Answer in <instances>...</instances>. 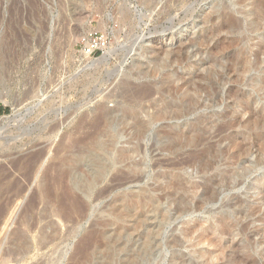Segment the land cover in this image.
Segmentation results:
<instances>
[{
	"label": "rangeland",
	"instance_id": "1",
	"mask_svg": "<svg viewBox=\"0 0 264 264\" xmlns=\"http://www.w3.org/2000/svg\"><path fill=\"white\" fill-rule=\"evenodd\" d=\"M157 1L151 11L140 0H0V264H123L149 233L155 249L137 264H264V89L256 86L264 81V23L252 24L256 1ZM126 6L133 15L123 22ZM92 30L110 43L90 57L78 42ZM101 110L112 115L95 139ZM142 119L148 128L138 137L132 122ZM136 147L140 154L117 160ZM132 161L143 163L140 180L113 184ZM69 164L90 180L106 169L87 215L61 221L54 210ZM177 179L185 189L170 185ZM102 189L107 195L96 199ZM144 190L161 208L133 229L116 200ZM104 214L118 240L97 234L99 251L82 260L79 244Z\"/></svg>",
	"mask_w": 264,
	"mask_h": 264
},
{
	"label": "bare ground",
	"instance_id": "2",
	"mask_svg": "<svg viewBox=\"0 0 264 264\" xmlns=\"http://www.w3.org/2000/svg\"><path fill=\"white\" fill-rule=\"evenodd\" d=\"M141 2H144V6H146L147 8H149L151 11H154L155 8L157 7V0H140ZM256 1V7L255 9H257L256 11H258V14L255 13L256 15V18L254 20H252V24L255 26V29L259 30L260 27L263 25L264 23V0H255ZM127 2V1H125ZM255 5V4H254ZM122 7V5H121ZM255 9H252V12L253 10L255 11ZM159 10V9H157ZM133 11L130 9V7H125V8H122L121 10V13L123 14L122 15V20L123 22H125L126 20H130L132 18V13ZM253 14V13H252ZM251 15V14H250ZM104 25V24H102ZM264 42V41H263ZM133 46L131 49H129L130 51L132 50L133 51ZM136 49V48H135ZM134 49V50H135ZM119 49H114V50H110L108 51L102 58L104 59H109L110 56H112L114 53H116V51H118ZM264 50V43L263 45L260 46V51L262 53V51ZM128 52L129 54L131 52ZM257 51V53H258ZM136 52V51H135ZM260 53V54H261ZM259 54V53H258ZM260 54L257 56L259 57ZM87 56H90L88 54H85ZM91 57V56H90ZM125 58V57H124ZM256 63H258V61L256 60ZM257 80V79H256ZM263 80V79H262ZM259 81V80H257ZM257 81H256V84H257ZM261 81V80H260ZM259 81V84H257L256 86H259L260 89H264V81L263 82H260ZM149 86V85H148ZM148 90V89H147ZM146 90V91H147ZM261 91V90H260ZM189 99V98H188ZM191 99V98H190ZM189 99V100H190ZM196 99V98H195ZM191 101V100H190ZM189 101V102H190ZM188 102V101H187ZM193 102V101H192ZM187 104V103H186ZM190 105V104H189ZM102 108V107H101ZM103 110V109H102ZM101 110V111H102ZM111 111L109 110H104L101 112L102 115H100V118L98 120H96L97 122V125H95V129L93 131V133L91 134L92 138H95L98 137V134L102 131L101 128L99 127L100 125V122L101 123H106L108 121V119L111 118V115L112 113H110ZM262 113V112H261ZM135 116V115H134ZM140 116V115H139ZM126 117V116H125ZM127 119V118H126ZM134 119V118H133ZM135 120V119H134ZM133 120V121H134ZM146 121V120H145ZM145 121H138V122H132V124H136L137 125L135 126L137 128V134H138V137L139 135H143L144 131L146 130V128H148V123H146ZM95 122V123H96ZM149 122V121H148ZM107 124V123H106ZM105 125V124H104ZM129 125V124H128ZM106 126V125H105ZM134 127V126H133ZM131 129V128H130ZM101 130V131H100ZM132 130V129H131ZM135 130V129H134ZM105 132V130H103ZM102 133V132H101ZM106 133V132H105ZM104 133V134H105ZM135 134V133H134ZM145 135V134H144ZM111 138V136H110ZM92 140V139H91ZM94 140V139H93ZM112 140V139H111ZM114 140V139H113ZM110 141V140H109ZM107 142V141H106ZM113 142V141H112ZM93 143V142H92ZM102 146H104V142H102ZM110 145H112L111 143H109ZM101 145V144H100ZM108 145V144H107ZM109 145V146H110ZM67 147V146H66ZM107 148V147H106ZM105 148V149H106ZM140 148L136 147V148H133V149H130V150H125V151H122L119 153L118 155V158L117 160H119L120 162H123V161H126V160H130L132 159V157L135 155V154H138L140 152L139 150ZM107 150V149H106ZM100 154V153H99ZM140 154V153H139ZM38 156V155H37ZM36 156V157H37ZM40 156V155H39ZM42 156V154H41ZM40 156V157H41ZM101 156V155H100ZM104 156V155H103ZM26 157V156H25ZM117 157V156H116ZM29 159V158H28ZM33 159V158H32ZM31 160V159H30ZM72 160V159H71ZM260 160V158L258 159ZM64 161H68V158L67 159H64ZM95 161V160H94ZM98 161V160H97ZM103 161V160H102ZM96 162V161H95ZM99 162V161H98ZM127 162V161H126ZM177 162V161H176ZM184 161H180L179 163H175V164H182ZM97 164V163H96ZM102 164V163H101ZM100 164V165H101ZM109 164V163H108ZM107 164V165H108ZM142 161H132L130 167L132 166V171H128L127 173H124L125 171L124 170H119V174L117 175V177L114 178V181L116 183H113V184H122V183H125V182H134V181H139L140 178H141V173L143 172L142 171ZM104 165V164H103ZM170 165V164H169ZM99 166V165H97ZM97 170L98 168H100L98 171L95 170L94 173H96L92 178H94L93 180H90L89 178H84L82 175L80 176V174L78 175V173L74 172L75 169H76V166H74L73 164H69L67 165L66 168H64L61 172L62 174L64 175H67L69 174V176L71 177L70 179V182L68 183H62V192H61V197L59 199V203L58 205L55 207V210H54V215H56L58 218L61 219H65V220H72L74 218V215H78L79 217H84L85 215H87L88 213V199L90 198V195L93 191V188L95 186V184H93L95 181H97L98 179H102V171L106 168H104V166H99L98 168L95 167ZM94 168V169H95ZM108 169V168H107ZM77 170V169H76ZM105 171V170H104ZM118 171V170H116ZM48 171H46L45 173V176L48 175ZM90 173V172H89ZM93 173V172H92ZM93 173V174H94ZM100 173V174H99ZM117 173V172H116ZM114 174V173H113ZM84 175V174H83ZM92 175V174H91ZM58 183V181L55 179L54 180V185H56ZM53 184H47L46 185V189L44 190V195H46L47 197H50L51 195V192H52V189H53ZM115 185H111L112 187H114ZM170 185H172V187L174 189H185L184 186H183V183L180 179H177V180H173L172 184L170 183ZM108 186V185H106ZM105 187V186H104ZM110 187V185H109ZM110 187V188H112ZM143 189V188H142ZM112 190V189H111ZM108 191V189H102L99 191V193L97 194L96 196V199L97 198H101L104 196V194ZM94 192V191H93ZM139 192V191H138ZM126 193V192H125ZM128 193V192H127ZM137 193V192H136ZM135 192L133 193L134 196L131 197L130 195V199L129 196L127 198V196H123L122 197H119L120 199H117L116 203L114 201V203H116V208H118V210L121 212L122 211V215H128L127 217H129L130 221L132 222V228L133 227H136L138 226V224H142L144 221L146 220H150V215H155L156 211L157 210H160L159 207L161 208V206L158 205L159 203V200L157 198H160V197H153L150 193H148V190L147 192L144 190V191H140L138 194H136ZM124 194V193H123ZM107 195V194H105ZM155 195V194H153ZM164 195V194H163ZM185 195V194H184ZM169 196V195H168ZM105 197V196H104ZM120 201V202H119ZM201 204V201H198V206H200ZM113 205V202H112V206H115ZM105 206V205H104ZM202 206V205H201ZM108 207V206H107ZM110 209H112L110 207ZM115 209V208H114ZM105 210V209H104ZM108 210V209H106ZM113 210V209H112ZM163 210V209H161ZM110 210H108L109 212ZM114 211V210H113ZM112 211V213H113ZM117 211V209H116ZM114 211V212H116ZM165 211V210H164ZM164 211H162V214L164 215ZM103 212V211H102ZM105 213H107V211H104ZM103 212V213H104ZM159 212V211H158ZM109 214V213H108ZM107 214V215H108ZM118 215V211L117 213H113V216ZM120 214V213H119ZM158 214V213H157ZM161 214V215H162ZM106 215V214H104ZM106 216H103V218H101L99 221H97L96 224H98L99 226L101 227H98L97 229L93 230V232L89 233L88 238L86 239V237H84V240L86 239V241H82V242H87V243H80L82 245L79 244V256H81L80 258L82 260H87L89 258H92L93 256H95L97 254V252L99 251L98 250V244H97V236L100 234V236H105L104 238H106L107 240H109L110 242L112 241V239H114L113 237H116L117 233H118V230L117 233H115V236H114V233H107V229L106 227H104L105 225H111V221L108 220V217ZM167 215V214H166ZM109 216V215H108ZM118 216H115V217H109V218H114L113 220L117 219ZM127 217H124V218H127ZM152 217V216H151ZM122 218V217H121ZM153 218V217H152ZM120 219V217H119ZM158 219V218H157ZM111 220V219H110ZM63 221V220H61ZM153 220H151L152 222ZM116 222V221H115ZM155 222V221H154ZM157 222V221H156ZM160 222V221H159ZM54 223V222H53ZM120 223V222H118ZM126 223V222H125ZM124 223V224H125ZM147 223V222H146ZM55 224V223H54ZM57 225V224H56ZM114 225V223H113ZM119 225V224H118ZM146 224H144L143 226H145ZM130 226V225H129ZM140 226V225H139ZM159 226V224H158ZM55 227V226H54ZM123 227V225H122ZM127 227V225H126ZM160 227V226H159ZM195 226H192L188 231H187V234L188 235H192L194 233V230H195ZM94 228V227H93ZM115 228V227H114ZM124 228V227H123ZM131 228V229H132ZM155 228V227H153ZM54 229V228H53ZM58 229V228H57ZM56 229V230H57ZM118 229V228H117ZM134 229V228H133ZM136 229V228H135ZM138 229V228H137ZM149 229H151L149 227ZM115 230V229H114ZM123 230V229H122ZM125 230V229H124ZM146 230V229H145ZM153 230V229H152ZM55 231V230H54ZM115 231V232H116ZM120 231V230H119ZM130 231V230H129ZM148 231V228L147 230ZM155 231V230H154ZM133 232V231H132ZM143 232V231H142ZM150 232V231H148ZM159 232V231H158ZM120 233V232H119ZM146 233V232H145ZM156 235H158L157 231H155ZM45 234V232H44ZM93 234V235H92ZM98 234V235H97ZM126 234V233H125ZM132 236V234H130ZM155 235V234H153ZM44 239H47L48 237L46 235H43ZM119 236V235H118ZM122 236V235H121ZM125 237V236H124ZM152 236H150V233L148 235L145 236V239H144V249L141 247H139L141 250H139L138 248V252H131V250L133 249H129L130 251L128 252L127 256H125L123 258V264H137L138 263V260L140 259V255H141V258H142V255H146L148 254V252L150 251V249H155L154 248V240H153V237L151 238ZM156 237V236H154ZM43 239V240H44ZM51 239V238H50ZM117 239V237H116ZM120 239V238H119ZM157 239V238H156ZM118 240V239H117ZM114 239L113 242L117 241ZM52 241V240H51ZM112 242V247L115 246V247H118L117 245H115V243ZM119 242V241H118ZM124 242V241H123ZM159 243V242H158ZM157 241H156V245H158ZM114 244V245H113ZM125 244V243H124ZM143 244H141V246H143ZM121 245V244H120ZM133 246V245H132ZM135 246V245H134ZM137 247V246H136ZM121 249V248H120ZM128 249V248H127ZM135 249V248H134ZM137 249V248H136ZM135 249V250H136ZM78 250V249H77ZM98 250V251H97ZM107 250H110V249H107ZM112 250V248H111ZM134 251V250H132ZM79 258V259H80ZM105 261V258L102 257L101 258V262H104ZM140 261V260H139ZM182 261V260H181ZM80 262V260H79ZM87 262V261H86Z\"/></svg>",
	"mask_w": 264,
	"mask_h": 264
},
{
	"label": "built area",
	"instance_id": "3",
	"mask_svg": "<svg viewBox=\"0 0 264 264\" xmlns=\"http://www.w3.org/2000/svg\"><path fill=\"white\" fill-rule=\"evenodd\" d=\"M110 37L107 32L100 30H92L84 33L79 39L80 51L91 57L105 53L109 47Z\"/></svg>",
	"mask_w": 264,
	"mask_h": 264
}]
</instances>
